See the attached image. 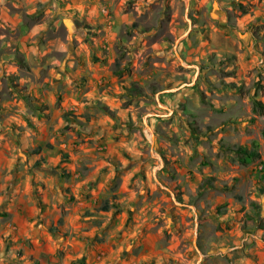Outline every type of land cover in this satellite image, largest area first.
Segmentation results:
<instances>
[{"label":"rangeland","instance_id":"374dc122","mask_svg":"<svg viewBox=\"0 0 264 264\" xmlns=\"http://www.w3.org/2000/svg\"><path fill=\"white\" fill-rule=\"evenodd\" d=\"M263 165L264 0H0V264H264Z\"/></svg>","mask_w":264,"mask_h":264},{"label":"trees","instance_id":"16d2710c","mask_svg":"<svg viewBox=\"0 0 264 264\" xmlns=\"http://www.w3.org/2000/svg\"><path fill=\"white\" fill-rule=\"evenodd\" d=\"M256 106L263 108V105L259 101H255V107ZM234 151L236 152V156H237L238 160L243 164L249 163L259 156L258 143L256 141L252 142L250 149H248L246 147H237L236 149H234ZM262 176L264 177V165H263V175ZM207 186H209L208 183H203V185L201 187L205 188ZM172 188H173V191H174L176 197L179 200H181V193H180L179 186L177 184H174Z\"/></svg>","mask_w":264,"mask_h":264},{"label":"water","instance_id":"95a60500","mask_svg":"<svg viewBox=\"0 0 264 264\" xmlns=\"http://www.w3.org/2000/svg\"><path fill=\"white\" fill-rule=\"evenodd\" d=\"M182 37H184V35H183ZM185 84L188 85V84H190V83H185ZM159 103H160V102H159ZM152 114H154V115H158V114L155 113V112H150V113H147V116L152 115Z\"/></svg>","mask_w":264,"mask_h":264}]
</instances>
